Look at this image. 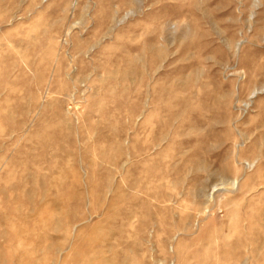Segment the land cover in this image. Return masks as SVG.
I'll list each match as a JSON object with an SVG mask.
<instances>
[{
  "label": "rangeland",
  "instance_id": "1",
  "mask_svg": "<svg viewBox=\"0 0 264 264\" xmlns=\"http://www.w3.org/2000/svg\"><path fill=\"white\" fill-rule=\"evenodd\" d=\"M0 264H264V0H0Z\"/></svg>",
  "mask_w": 264,
  "mask_h": 264
}]
</instances>
